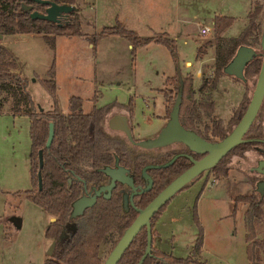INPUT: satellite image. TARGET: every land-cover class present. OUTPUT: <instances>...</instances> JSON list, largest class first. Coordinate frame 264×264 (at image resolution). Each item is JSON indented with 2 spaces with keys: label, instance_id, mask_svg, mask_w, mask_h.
Here are the masks:
<instances>
[{
  "label": "rangeland",
  "instance_id": "1",
  "mask_svg": "<svg viewBox=\"0 0 264 264\" xmlns=\"http://www.w3.org/2000/svg\"><path fill=\"white\" fill-rule=\"evenodd\" d=\"M180 1L182 14L186 13L184 4L187 6L190 2L191 5L187 7L189 13L183 15L184 37L175 41L177 62L164 46L140 47L133 53L128 48L130 42L120 36L97 39L96 35L115 27L127 12L126 8H121L122 0H77L85 36H57L51 44L42 35L23 34L8 36L4 43L11 45V51L22 64L20 71L28 79L27 90L38 111L54 109L55 99L42 84L50 79L49 71L54 67L56 99L63 114L71 112L72 98L83 99L85 113L116 105L107 121L125 116L132 127V137L149 140L167 124L166 102L161 93L166 79L180 74L194 79L198 89L204 75L214 74L215 48L209 45L214 42V31L212 28L209 35L199 36L201 26L206 23L211 28L213 18L223 15L234 19L224 36L238 37L248 24L251 5L252 10L256 4L264 10V0ZM178 4L177 0H169L167 15L171 20L166 31L170 34L174 33L177 23ZM261 21L260 39L263 15ZM140 36L151 37L154 33L141 25ZM260 41L253 43L258 52ZM200 47L202 52L207 49L206 55L198 56L205 61L202 66V60L197 58ZM186 60L191 61V65L185 67ZM254 89L250 84L248 96H252ZM246 93V86L233 77L221 78L214 93L215 115L228 123ZM130 102H133L132 114L122 108ZM108 126L109 133L123 136L121 132L110 131ZM29 150L28 119L0 114V192L6 204L2 218L9 223L8 227H0V264H44L50 256L53 243L45 236L50 216L25 197L16 196L17 192L31 189ZM253 155L248 165L239 164L235 159V169H231L228 178L216 180L208 172L204 173L203 178L169 202L156 225L161 227L163 251L186 259L202 234L203 248L194 256L195 264H249L245 223L249 205L236 204V198L257 193L260 178L250 174L248 169L256 164ZM13 220H20L21 227L13 224ZM255 227L259 238H264V214L255 221ZM157 234L156 241L158 231ZM117 239L112 232L102 245L100 253L104 262ZM155 244L157 246L158 242Z\"/></svg>",
  "mask_w": 264,
  "mask_h": 264
},
{
  "label": "trees",
  "instance_id": "2",
  "mask_svg": "<svg viewBox=\"0 0 264 264\" xmlns=\"http://www.w3.org/2000/svg\"><path fill=\"white\" fill-rule=\"evenodd\" d=\"M50 1L59 5L68 4L75 7V10L57 24L30 18V14L34 11L45 13L47 6L37 5L27 0H0V35H42L51 44L57 36L67 38L85 36L82 33L77 0ZM262 15L264 17L263 7L256 4L248 15L246 28L235 38L223 37L225 31L232 26L234 19L224 16L214 19L212 26L214 42L209 43L215 48L214 74L209 77L204 75L198 89L195 88L192 78L182 77L180 74L168 77L164 83L165 88L161 92L166 102V120H169L175 101L179 93H182L180 123L186 130L193 131L212 143L223 140L232 132L241 121L251 101L252 96H248V87L250 84L252 88L256 86L261 71L263 52L261 47L258 52L253 43L261 40L259 34ZM111 35H118L128 40L133 53L140 47L152 44L164 46L173 54L177 62L174 40L164 36L141 38L136 33L123 28L119 23L114 28H107L96 37L99 39ZM242 47L255 49L256 55L245 68L244 80L233 77L246 86L247 93L242 103L234 110L229 122L225 123L215 115L214 93L221 78L227 76L225 69ZM199 54L202 55L201 49L198 51V56ZM198 56L197 58L201 60ZM21 68L22 64L14 53L0 45V114L8 113L13 117L24 116L29 121L31 189L17 192L16 196L25 197L55 219L47 228L45 236L56 243V248L44 264H103L100 250L107 241L108 235L115 232L119 240L139 215L135 207L145 209L175 178L189 169L192 166L189 156L195 160H200L203 156L192 153L182 144L154 150L142 149L124 136L109 133L106 128L107 117L112 107L116 105L96 108L91 113H85L83 99L72 98L71 112L68 115L63 114L56 99L54 67L49 71L50 79L42 81L43 86L55 99L54 109L48 112L38 111L27 90L28 79L22 76ZM132 107L133 102H130L129 106L122 108L132 114ZM52 124L55 126V136L51 147L46 148ZM245 140L250 142L237 146L208 173L216 180L228 178L234 157L244 159L247 153L257 151L259 147L264 146L262 142L264 140V102ZM39 151H43L42 169H39L38 164ZM177 156H179L178 159L167 168L147 170L154 185L150 192L135 197V207L128 203V211L124 209L123 193L126 191L129 195L130 191L128 187L118 184L109 200L100 198L95 206L85 211L83 216L75 220L71 219L73 205L84 194L85 184L88 189L104 185L109 178L103 170L113 167L117 160L122 167L129 170L135 185L145 188L147 181L143 176V169L148 166L166 165ZM38 172L42 176V189L38 187ZM203 176L204 174L182 191L191 187ZM241 203L249 205L245 213L249 264H264V238H259L257 227H255V221L260 220L264 214V198L257 193L239 196L236 198V204ZM167 205L151 221L152 251L143 264H195L193 258L200 254L203 248L202 234L198 236L192 254L186 259L177 258L173 253H167L155 244L158 235L156 225ZM68 224H78L82 227H66ZM147 238V229L144 227L118 264H139L146 252ZM117 242L115 241L114 245Z\"/></svg>",
  "mask_w": 264,
  "mask_h": 264
},
{
  "label": "water",
  "instance_id": "3",
  "mask_svg": "<svg viewBox=\"0 0 264 264\" xmlns=\"http://www.w3.org/2000/svg\"><path fill=\"white\" fill-rule=\"evenodd\" d=\"M27 1L34 2L37 5L47 6L45 13H39L37 11L32 12L30 14V18L32 20H42L59 24L63 17L69 15L75 10V7L73 6H70L68 4L59 5L50 0ZM1 39L2 35H0V40ZM261 49L263 52V63L255 89L253 91L251 101L247 106V109L241 121L232 130V132L229 133L221 141L214 143L208 142L205 139L201 138L197 133L186 130L181 125L180 111L182 104V93H179L175 101L167 124L153 139L134 142L131 131L128 127V118H120L119 123L121 125V128L126 132L129 140L142 149L154 150L174 144H183L192 153L204 157L201 160H195L192 156H189L192 161V166L177 178H175L145 209H136L139 214L138 217L133 222V224L124 232L123 236L117 242L116 246L103 264H118L134 239L137 237V235L142 231L144 227H146L148 243L146 252L139 262V264H143L152 251L153 233L151 221L153 217L185 187L191 185L194 180L216 167L220 163V161L229 153H231L237 146L246 142H250L248 140H245V136L258 117L264 102V27L261 37ZM255 55L256 50L251 47L240 48L233 61L225 69V74L228 77H235L239 80H244L245 68L252 61ZM54 136L55 126L52 124L50 126V133L48 141L46 143V148L51 147ZM178 157L179 156L175 157L173 160L163 166H148L144 168L143 176L148 183L145 188L136 187L133 178L129 175V170L123 167H117L116 169L107 168L103 170V172L111 179L110 186L102 188L92 198L83 197L76 201L73 205L72 218L81 216L86 208L93 207L97 202V198L100 197L104 191H108L110 196L117 183L128 185L131 188L132 194L130 196V201L133 203V200L136 196L150 192L153 188L154 182L153 179L147 174V170L151 168H167L171 166L178 159ZM38 164L39 169H42L44 166L43 151L38 152ZM117 166H119L118 162ZM259 170L264 175V162L260 163ZM38 187L39 189H42V176H40V172H38ZM259 188L260 190H264V183H260ZM54 220L55 219H53V221ZM13 222L15 225L20 227V220H13ZM55 246V243H53L49 251L50 256L53 254Z\"/></svg>",
  "mask_w": 264,
  "mask_h": 264
},
{
  "label": "crops",
  "instance_id": "4",
  "mask_svg": "<svg viewBox=\"0 0 264 264\" xmlns=\"http://www.w3.org/2000/svg\"><path fill=\"white\" fill-rule=\"evenodd\" d=\"M177 1H179L178 8H177L178 14L175 16L177 19V23L175 25L173 34H170L169 32L166 31V29H167L166 26H169V22L171 20L169 18V16L167 15V13H168L167 8L169 5V0H122L121 8H126L127 12H125L124 16L119 21L118 20L117 21L123 28H125L128 31H132V32L136 33L141 38H154V37L164 36V37H166L170 40H174V41L182 40L184 37L183 33L185 30L183 24L186 23L183 15H186V13L187 14L189 13L187 7L189 5H191V3L188 2L189 5H187V6H185V4H184V7H185L184 12H186V13L182 14L181 13L182 12L181 6L183 5V3L181 4L180 0H177ZM252 7H253V4L251 5V8H250L251 10H252ZM251 10H250V12H251ZM219 16H223V15H219ZM216 17H218V15H216L213 18L212 26H213L214 19ZM141 25H144L146 28L150 29L154 33V36H151V37L140 36ZM212 26H211V28H212ZM202 27H209V25L205 23L201 26V28ZM225 33L223 34V37H225L224 36ZM199 34H200V32H199ZM12 36L16 37L19 35H12ZM12 36H9V37H12ZM111 36H118V35H111ZM7 37L8 36H2V39L0 40V45L11 50L12 49L11 45L4 43V40ZM225 38H230V37H225ZM233 38H235V37H233ZM199 40H201V39H199ZM199 40H197L196 42H198ZM8 42L9 43L12 42V39H10ZM150 46L162 47V46L157 45V44L149 45V47ZM128 48L132 49L131 44H129ZM200 49H201V47L198 48V51ZM203 51L204 52H202V55H206L207 49H205ZM191 63H192L191 61L186 60L185 61V67H187L188 65H191ZM204 63H205V61L202 60L201 66ZM16 72H19V71H16ZM2 193L0 192V227H8L9 223H7L2 218L4 216V215H2V213L5 212L4 208L6 207L5 196ZM13 224H14V222H13ZM156 231H158L160 234L159 236H161V237L158 236V239L156 241V243L158 242L157 247L159 249L163 250L162 244H161L163 242L162 241L163 240L162 234H161V227L157 226Z\"/></svg>",
  "mask_w": 264,
  "mask_h": 264
},
{
  "label": "flooded vegetation",
  "instance_id": "5",
  "mask_svg": "<svg viewBox=\"0 0 264 264\" xmlns=\"http://www.w3.org/2000/svg\"><path fill=\"white\" fill-rule=\"evenodd\" d=\"M122 117H125V116H118V117H115L114 119H113V121H110V120H108L107 121V126H108V129L110 130V131H118V132H121L122 133V135L125 137V138H127L128 140H129V137H128V135L126 134V132L121 128V125H120V123H119V120H120V118H122ZM167 122H168V120H167ZM128 127H129V129H130V131H131V134H133V131H132V127L130 126V125H128ZM133 138V140L135 141L136 139H134V137H132ZM130 141V140H129ZM263 143H264V140H263ZM183 145V144H182ZM254 153V159H255V166H251L250 168H248L249 169V173L250 174H255V175H257L259 178H260V181H259V183H257V187H256V191H257V193H258V195L260 196V197H262V198H264V190H260V188H259V184L260 183H264V175L261 173V171L259 170L260 169V163L261 162H264V146L263 147H259L258 149H257V151H253V152H250V153H247L246 154V158H244V159H242V158H237V157H234L233 159H232V163H231V169L233 168V169H235V159H236V161L237 162H239V164H243V165H248V159L250 158V156L252 155ZM204 157V156H203ZM202 157V158H203ZM201 158V159H202ZM200 159V160H201ZM117 162H118V164H119V166H117ZM117 167H122L121 165H120V163H119V161L117 160L116 161V163H115V165L113 166V167H108V168H112V169H116ZM124 168V167H123ZM107 169V168H106ZM126 169V168H125ZM129 175H130V173H129ZM108 180L105 182V184L104 185H101V186H99V187H92V188H87V186H86V184H85V189H84V194L79 198V199H81V198H83V197H87V198H92V197H94L96 194H97V192L98 191H100L102 188H104V187H107V186H110V184H111V179H110V177L108 176ZM118 184H122V183H117V185H116V187L113 189V191H112V193H111V195L109 196V192L108 191H104L103 193H102V195L100 196V197H98L97 198V201L100 199V198H105V199H107V200H109L111 197H112V195H113V192H114V190L117 188V186H118ZM148 184V183H147ZM122 185H124V186H126V187H128L129 188V191H130V193H129V195H128V193H126V191H125V193H123V205H124V209L126 210V211H128V203H130L131 205H132V207H135V204H134V200H133V203L130 201V196H131V194H132V190H131V188L128 186V185H125V184H122ZM136 186V185H135ZM136 187H141V186H136ZM140 196V195H139ZM137 197V196H136ZM135 199V198H134ZM78 201V200H77ZM97 203V202H96ZM95 206V205H94ZM89 208H92V207H89ZM89 208H86L85 209V211L87 210V209H89ZM135 209H138V208H136L135 207ZM85 211H84V213H85ZM72 213H73V211H72ZM84 213L81 215V216H83L84 215ZM80 217V216H79ZM78 217H76V218H72V214H71V219L72 220H75V219H77ZM50 223L51 222H54L53 221V219L50 217ZM50 225V224H49ZM49 225H48V227H49ZM47 227V228H48ZM66 227H70V228H72V227H82V225H78V224H68ZM47 231V230H46ZM118 237V236H117ZM119 238V237H118ZM120 240V239H119ZM118 239L116 240V241H119ZM52 243H55V242H52ZM55 245H56V243H55ZM116 245H114V247H115ZM114 247H113V249H114ZM55 248H56V246H55ZM112 249V250H113ZM55 250V249H54ZM53 253H54V251H53ZM53 255V254H52Z\"/></svg>",
  "mask_w": 264,
  "mask_h": 264
},
{
  "label": "built area",
  "instance_id": "6",
  "mask_svg": "<svg viewBox=\"0 0 264 264\" xmlns=\"http://www.w3.org/2000/svg\"><path fill=\"white\" fill-rule=\"evenodd\" d=\"M200 36L205 37L212 32V28L210 27H202L200 28Z\"/></svg>",
  "mask_w": 264,
  "mask_h": 264
}]
</instances>
